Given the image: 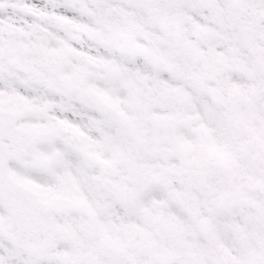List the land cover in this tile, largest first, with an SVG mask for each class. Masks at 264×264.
I'll return each instance as SVG.
<instances>
[{
  "label": "snow or ice",
  "instance_id": "6c2138e0",
  "mask_svg": "<svg viewBox=\"0 0 264 264\" xmlns=\"http://www.w3.org/2000/svg\"><path fill=\"white\" fill-rule=\"evenodd\" d=\"M0 264H264V0H0Z\"/></svg>",
  "mask_w": 264,
  "mask_h": 264
}]
</instances>
